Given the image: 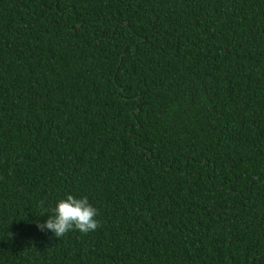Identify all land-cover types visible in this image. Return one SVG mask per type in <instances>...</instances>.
Listing matches in <instances>:
<instances>
[{
	"label": "trees",
	"instance_id": "16d2710c",
	"mask_svg": "<svg viewBox=\"0 0 264 264\" xmlns=\"http://www.w3.org/2000/svg\"><path fill=\"white\" fill-rule=\"evenodd\" d=\"M0 264H264V0H0Z\"/></svg>",
	"mask_w": 264,
	"mask_h": 264
},
{
	"label": "clouds",
	"instance_id": "9594fccd",
	"mask_svg": "<svg viewBox=\"0 0 264 264\" xmlns=\"http://www.w3.org/2000/svg\"><path fill=\"white\" fill-rule=\"evenodd\" d=\"M44 207V202H40ZM51 215L45 223H38L41 231L50 230L56 238H63L68 232L78 230L87 234L101 227L99 210L90 204L87 197L77 198L68 194L65 199H60L54 208H51ZM48 210H45L47 214ZM43 214V215H45Z\"/></svg>",
	"mask_w": 264,
	"mask_h": 264
}]
</instances>
